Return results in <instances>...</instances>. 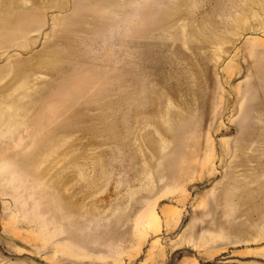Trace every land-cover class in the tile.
<instances>
[{
    "label": "rangeland",
    "instance_id": "1",
    "mask_svg": "<svg viewBox=\"0 0 264 264\" xmlns=\"http://www.w3.org/2000/svg\"><path fill=\"white\" fill-rule=\"evenodd\" d=\"M97 1L0 0V142L19 148L68 36L94 33L90 53L118 64L102 93L71 104L66 126L0 160V264H264V138L236 136L264 50V0L78 7ZM139 3L154 21L134 46L119 38ZM136 50L152 100L122 95L135 87ZM176 67L182 76L165 78ZM170 109L186 117L177 135Z\"/></svg>",
    "mask_w": 264,
    "mask_h": 264
},
{
    "label": "bare ground",
    "instance_id": "2",
    "mask_svg": "<svg viewBox=\"0 0 264 264\" xmlns=\"http://www.w3.org/2000/svg\"><path fill=\"white\" fill-rule=\"evenodd\" d=\"M140 2L143 3L144 0ZM106 3V0L104 2L99 0L95 3L88 2L82 5L79 4L78 7L88 11L90 10L94 15H97L100 13L101 7ZM141 3H139L140 7L136 13L138 16L136 22L128 30L129 34L126 35V38L123 36L119 38L120 41H127L129 42L128 44L134 46L140 45L143 41V32L140 31L144 23L151 22L153 24L154 21V17L147 16L143 11ZM116 7L115 10L118 11V6ZM108 22L113 26L118 22V19L117 17H111ZM77 33L70 35L72 37L68 36L66 39L71 52L67 58L60 61V70H62V73L51 91L45 93L40 98L32 117L28 120L27 125H29V128L25 131L22 130V135L18 138L19 148L14 147L11 141L6 140L0 142V160H11L20 155L24 139H43L66 126L70 120L71 104L76 102L77 99L82 100L83 104L88 98L98 96L105 90L110 74L118 70V64L106 54L98 57L90 53V48L98 41L94 33ZM115 40L118 41V34L114 40L105 39L103 41L104 46L107 49H111L114 47L113 41ZM116 51L118 50L114 48V52ZM134 56L136 58V64L132 66L131 70L135 87L133 91L122 90V95L125 97L129 95L139 97L141 95L140 93L145 91V95L152 100L153 88L148 83L151 79V66L138 63L137 60L141 57L139 50L135 51ZM176 68L170 72L166 71L165 78H180L183 71L179 67ZM246 95L245 106L237 121L238 131L236 136L238 139L242 138L245 141L250 138H256V140L264 138V124L260 120L262 119L260 118L261 115L260 113L254 112L255 106L259 105L260 107H264V50H261L253 60L252 72L246 83ZM124 105H127V101L124 102ZM170 115L173 118L171 132L177 135L184 129L186 117L178 114L173 109H170ZM123 126L124 124L120 122L118 130H121ZM6 175L11 176V179H13L9 167H7ZM259 191L262 192V188ZM36 194L44 195V190H37Z\"/></svg>",
    "mask_w": 264,
    "mask_h": 264
}]
</instances>
